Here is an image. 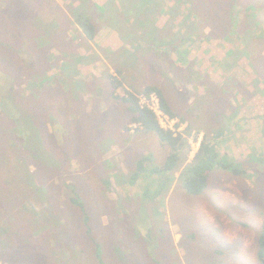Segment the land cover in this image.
I'll use <instances>...</instances> for the list:
<instances>
[{"label":"rangeland","instance_id":"374dc122","mask_svg":"<svg viewBox=\"0 0 264 264\" xmlns=\"http://www.w3.org/2000/svg\"><path fill=\"white\" fill-rule=\"evenodd\" d=\"M74 1L0 0V175L14 178L27 166L31 182H37V190L28 192L27 183L23 190L20 183L15 191L25 199L27 210L39 214L33 218L34 226L17 217L26 238L32 240L33 233L41 252L39 257L36 253L7 257L14 264H54L55 245L54 255L93 264L95 251L80 252L83 245L67 234L74 221H79L82 234L85 227L80 213L66 205L70 196L63 192L73 186L74 197L88 209L93 235L110 239L104 226L112 223L114 244L126 250L116 254L126 261L123 264H140L136 261L140 255L147 260L142 264H260L264 164L258 173L257 162L253 163L246 170L250 177L215 168L208 188L198 196L184 189L186 163L178 161L173 171L160 167L177 153L185 152L192 160L202 142L213 141L220 130L224 136L220 155L227 161L232 158L243 168L254 152L264 153V0H233L225 9L231 29H220L218 35L210 11L217 10L216 0H197L203 18L190 17L196 7L189 0H157L163 10L152 0H147V7H136L139 10L117 0V10L95 18L93 40L71 24L75 17L71 3H79ZM106 1L92 3L98 7ZM170 8L179 10L171 13ZM251 21L256 22V33ZM32 30L37 34H27ZM38 30H44L40 33L44 39ZM170 45H177V50L169 51ZM109 72L114 76L108 77ZM121 81L124 85L113 92L111 83ZM152 85L163 88L176 112L173 118L157 116L161 126L175 132L187 128L181 133L187 143L184 150L173 151L155 133L137 132L141 126L132 123L129 107L117 98L126 89ZM151 98L152 94H139L141 104L151 105ZM33 113L32 122L38 119L34 136L38 131L48 139L57 136L47 147L35 145L33 129L26 123L16 124ZM30 143L39 154L25 163L24 145ZM48 156L53 163H67L55 165L53 180L48 176L39 180L36 165L46 168ZM144 158L147 170L153 166L158 170L149 175L139 172L127 189L119 185L128 182L116 184L117 174L128 178ZM59 200L64 202L60 214L54 209ZM48 215L58 220L59 229ZM128 250L134 255L129 261ZM110 263L116 264V259Z\"/></svg>","mask_w":264,"mask_h":264},{"label":"trees","instance_id":"16d2710c","mask_svg":"<svg viewBox=\"0 0 264 264\" xmlns=\"http://www.w3.org/2000/svg\"><path fill=\"white\" fill-rule=\"evenodd\" d=\"M78 1V0H75ZM74 1V2H75ZM117 0H107L104 5L102 6H94L92 3V0H79L78 4L73 5L72 4V10L75 13L74 19H72L71 24H77L82 28V31L84 35L88 39L93 40L96 36V25H95V18L98 16H101V14H109L112 11L117 10L114 2ZM121 2H124L126 4H130L132 6L136 7L140 6L141 8H144L145 5L146 7L148 6L147 0H119ZM143 1V2H141ZM175 1H180V0H173ZM186 1V0H185ZM195 5V9L193 10L192 14H190V17L193 15L197 14L199 17H205V15L198 10V4L197 0H189ZM155 4V6L159 7L162 9L161 3H157V0H152ZM250 2V1H249ZM234 3L233 0H216V5H217V10L212 11L210 7V11L213 13L212 17H216V20H214L217 23H213L212 26L215 28L214 30V35H218L220 31L218 30H223V29H231V24H229V14L226 12L225 9H228L229 6ZM205 9H208L207 6ZM139 10V9H136ZM179 10L178 8H170L169 12L173 13ZM259 17L263 15V12H259ZM257 18L256 16L253 15V19ZM103 19L102 17H100ZM189 18V17H187ZM252 19V20H253ZM104 22V20H103ZM186 23L191 22L189 19L185 20ZM231 23H234V21L231 19ZM255 21L250 22V26L254 27ZM170 26V24H168ZM168 27V26H167ZM40 33H42L44 30H38ZM253 32H257L256 29L252 30ZM37 34L34 30L29 31L27 34ZM41 38L44 39L45 35L40 34L39 35ZM126 38V36L124 35ZM57 39V38H56ZM59 40V38H58ZM19 42L15 44L17 46ZM47 47H49L47 45ZM178 46L177 45H170L168 47V50L171 51L172 49L175 51L177 50ZM13 53L15 52V48H11ZM112 48H108V51H111ZM40 51H43V49H40ZM170 55V54H169ZM16 58L15 61H19V58L17 56H14ZM174 60L172 58L169 59V65L172 62V66L174 64ZM176 63H179V61H175ZM170 67V66H169ZM20 71L24 72L22 69ZM119 73V70L117 71ZM108 77L114 76L112 73L107 74ZM107 77V78H108ZM113 85V92L117 91V87H121V85H124L123 81L119 82V85L111 83V86ZM211 92H213V88L209 86ZM126 94L122 97H117L119 101H121L124 105H127L129 107V110L131 112V121L132 123H139L141 126V129H137V132H148V133H155L156 136L159 138V140L162 142V144H165L166 146H171L173 151H178L180 148L181 150H184L187 147V143L183 144V140H185V137L182 135L185 133L184 130H180L179 132H175L172 130H166L164 127L161 126V124L158 121L157 115L154 111H152L148 106H144L140 103L139 100V94L144 93L146 96H149L151 94H156L161 103V109L166 114L167 116H170V118H173L176 116V112L171 108L169 104V100L163 90V88L158 87V86H147L143 88V90L137 91L136 89L125 90ZM36 116L35 113L30 114V116H27L19 120H16V124L21 123V126L26 123L28 128L33 129V137L37 143H35L36 146L39 144H42L43 146H46L47 143L52 140L56 139L57 136H50L46 138L47 135H42L40 131L37 132L36 136H34V130H38L37 125H38V119L33 120V117ZM235 116V115H234ZM233 116V117H234ZM189 128V127H188ZM128 130V129H127ZM44 131V130H43ZM182 133V134H181ZM223 130H220V132L216 135V137L213 138V141H209L205 139L204 142H202L197 154L195 157L190 160V158H187L186 153L184 152V155L182 156L180 153L173 154L171 157L167 160L166 164L162 167L159 165L160 168L164 169H171L173 171L175 168H177L178 161L179 162H184L186 163V168L184 171V180H183V185L184 189L191 195L198 196L201 195L202 193L205 192V190L208 188V183H209V178L211 175V172L215 168H219L222 171H227V172H232L235 175L239 174H249L246 172L248 168H250L253 163L257 162V171L258 173L260 172V167L264 164V153H257L254 152L253 155L245 160L244 167L242 168L240 165H235L231 162L233 160L232 158H229L228 161L226 158L221 157L220 155V145L222 143L223 139ZM22 142V140H21ZM26 149L24 150V153L26 155L25 163H27V157H30L32 155H38L39 153L36 152L35 149H33V144L29 145H24ZM35 146V147H36ZM47 147V146H46ZM108 149V148H107ZM105 149V151L107 150ZM105 153V152H104ZM103 154V153H102ZM189 156V155H188ZM52 157L48 156L46 157V164L48 165L46 168H43L40 165H36L37 168V176L39 180L43 179L44 177L48 176L52 180L54 178V173L55 171V165H64L67 162L65 160H60L58 162H51ZM145 159V158H144ZM187 159V160H186ZM71 160L68 161L70 163ZM145 161L142 160L139 165H135L132 167V169H135V172L126 178V176L120 172L117 174L116 178V184H126L128 182L127 186H122L119 185L123 189H127L129 185H132L134 183L135 178L140 174L139 172H144L147 175L150 173H153L158 170V167L155 166L152 169L147 170L145 166ZM3 163V162H2ZM174 166V168H171ZM248 166V167H246ZM28 167L27 166H22V170L17 172L14 178H10L9 175H0V208L2 211L0 212V264H14V260L12 258H8L7 254H15L19 253L20 256L22 257H27L28 253L32 255V253H36L37 257L41 255V252L39 248L35 244V237L32 233L31 228L29 229V232L32 233V240L30 238H26L22 228H20V222L18 219V215L23 216L25 218V224L26 225H33V222L35 223L36 220L33 221V218L38 216L39 214H36L34 212H31L30 210H27L25 207V199L23 196L19 195V192H16L15 189L18 188V184H20L21 188L24 190L25 184L27 183L30 188H28V192L32 190H37L38 186L36 185L37 182H31L30 180V172H28ZM119 168V167H118ZM142 169V170H141ZM153 171V172H152ZM22 176V177H21ZM70 177H73V174H69ZM250 177V176H249ZM257 177V175H256ZM264 177V174H263ZM16 178V179H15ZM19 180V181H18ZM107 184H110V181L107 182ZM30 189V190H29ZM74 190L73 186H66V190L63 192L65 194H69L70 198H67L66 205L67 208H70L69 205L77 210L80 215L83 218L84 225L85 227L82 226L83 229V234L82 231L79 229L81 228L79 221H74L75 224L72 226V230L70 227H68L67 234L70 236V238L74 239V242L76 244H82L83 245V250H80V252H89L87 249L94 250L95 252L93 253V258L91 262L93 264H113L110 263V260L113 258L116 259V264H123L126 261L122 258L121 260L119 259V256H116L117 252L124 253L126 250H122L114 244L113 238H112V223L108 222V225H105L104 228L107 229L108 236H111L110 239L106 237H96L95 235L92 234V230L90 229V215L88 213V209L85 206L83 202H81L78 197H74ZM76 191V190H75ZM77 196V195H76ZM27 201H28V195H27ZM64 201V200H63ZM59 202H60V207H59ZM39 203V202H38ZM62 202L61 200L56 202V207H54L55 212H58L60 214L62 209ZM53 215V214H51ZM77 215V214H76ZM19 216V217H20ZM30 218V219H28ZM48 220L50 222H55L57 228L59 229V225L57 224V219L53 218L52 216H47ZM5 220L4 224L2 223ZM26 228V226H24ZM34 229V228H33ZM40 231H45V228H39ZM56 235V233H53ZM8 241L7 243V250L3 247V242ZM258 259L260 264H264V223L262 226L261 234L258 236ZM54 245V244H51ZM54 249L51 250V256L53 257V262L54 264H76L75 261L71 262L69 260L71 256L69 257H58V255H54V252H56L57 246H53ZM105 250L103 252L102 250ZM108 254V256H107ZM124 255V254H123ZM130 255L133 257V252L128 250L127 252V258L126 260L129 261ZM125 256V255H124ZM141 259H136V261L140 264L146 263V257L145 255H140ZM119 257V258H118ZM122 257V256H121ZM134 259V257H133ZM24 261V260H23ZM23 261H19L20 263ZM28 263V260H25ZM129 264H131V261H129Z\"/></svg>","mask_w":264,"mask_h":264},{"label":"built area","instance_id":"2783aa9c","mask_svg":"<svg viewBox=\"0 0 264 264\" xmlns=\"http://www.w3.org/2000/svg\"><path fill=\"white\" fill-rule=\"evenodd\" d=\"M145 106H147V105H145ZM148 107L152 111H154L157 116H159V119H160V117H164V112L161 109L160 99H159V97L156 94H152L151 105H148ZM165 118L168 119L169 117H165Z\"/></svg>","mask_w":264,"mask_h":264},{"label":"crops","instance_id":"0c3cea01","mask_svg":"<svg viewBox=\"0 0 264 264\" xmlns=\"http://www.w3.org/2000/svg\"><path fill=\"white\" fill-rule=\"evenodd\" d=\"M145 166L148 168V166L146 165V163H145ZM117 167H118V166H117ZM153 167H154V166H153ZM153 167H152V168H153ZM117 169H119V168H117Z\"/></svg>","mask_w":264,"mask_h":264},{"label":"bare ground","instance_id":"6f19581e","mask_svg":"<svg viewBox=\"0 0 264 264\" xmlns=\"http://www.w3.org/2000/svg\"><path fill=\"white\" fill-rule=\"evenodd\" d=\"M142 105H144V106H145L146 104H142ZM164 115H166V114H164ZM166 116H167V115H166ZM168 117H170V116H168ZM139 125H140V124H139Z\"/></svg>","mask_w":264,"mask_h":264}]
</instances>
